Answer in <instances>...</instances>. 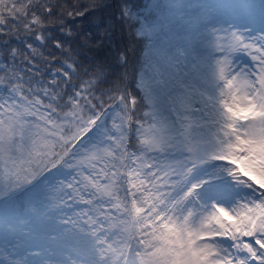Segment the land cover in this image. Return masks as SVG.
<instances>
[{"label":"snow or ice","instance_id":"1","mask_svg":"<svg viewBox=\"0 0 264 264\" xmlns=\"http://www.w3.org/2000/svg\"><path fill=\"white\" fill-rule=\"evenodd\" d=\"M0 264H264V0H0Z\"/></svg>","mask_w":264,"mask_h":264}]
</instances>
